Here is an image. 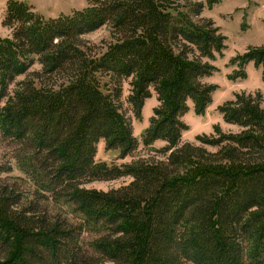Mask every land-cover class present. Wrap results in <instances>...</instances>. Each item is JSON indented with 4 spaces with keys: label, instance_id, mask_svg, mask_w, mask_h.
Masks as SVG:
<instances>
[{
    "label": "trees",
    "instance_id": "16d2710c",
    "mask_svg": "<svg viewBox=\"0 0 264 264\" xmlns=\"http://www.w3.org/2000/svg\"><path fill=\"white\" fill-rule=\"evenodd\" d=\"M87 1L49 18L24 0L7 3L3 24L12 35L0 38V133L33 189L0 186V264H264L262 94L236 93L219 107L240 131L217 126L198 144L182 143L189 128L182 117L189 102L198 114L212 103L217 85L203 79L226 48L219 27L200 16L204 3ZM107 23L116 39L94 55L82 36ZM36 62L41 81H63L25 79L12 93ZM234 62L237 77L253 62L264 78V46ZM128 78L137 118L153 91L158 96L142 141L165 158L108 164L96 159L101 140L120 157L139 146L120 102ZM157 140L166 144L157 148ZM122 176L132 181L109 191L84 186Z\"/></svg>",
    "mask_w": 264,
    "mask_h": 264
},
{
    "label": "rangeland",
    "instance_id": "374dc122",
    "mask_svg": "<svg viewBox=\"0 0 264 264\" xmlns=\"http://www.w3.org/2000/svg\"><path fill=\"white\" fill-rule=\"evenodd\" d=\"M9 0H0V38L11 37L12 29L3 24L7 3ZM31 4L33 9L42 16L58 17L64 14H72L76 10H80L90 6L87 0H24ZM182 4L189 1H202L204 9L201 17L210 18L214 24L219 27L220 32L226 36V48L223 53L217 55L212 63L217 66L218 70L203 80L208 83L216 84L217 89L213 93V101L207 107L203 114H198L194 110L192 102L190 110L182 117V120L189 126L182 134V143L193 142L199 143L198 135L213 134L218 126L224 132H238L241 128L237 125L225 121L219 107L227 100L233 99L236 93H257L262 94L264 106V78L263 68L256 67L253 62L244 66L246 72L245 77H237L236 74L241 70L238 63L234 62L237 55L244 53L249 47L264 46V0H218V2H210V0H179ZM116 34L110 23H107L99 29L84 34L82 40L88 50L94 55H100L104 52L108 45L116 39ZM42 70V65L36 62L27 74L18 76L16 81L10 86L13 93L17 88V83L25 79H31L37 86L44 84H57L63 79L57 77H43L42 81L38 77ZM104 81L109 80L105 77ZM131 78L123 81V92L120 102L122 110L132 123L133 133L139 140L138 148L125 157H120V153L115 149H107L106 142L101 140L97 146L96 159L104 161L108 164H124L132 163L140 159H163L164 156L158 155L156 151L145 146L142 141L143 131L149 127L151 118L154 115V109L160 105L158 96L153 91L152 96L146 99L142 108L141 117L137 118L128 101L131 94ZM166 144L165 141L157 140L154 146L159 148ZM208 149L215 150L208 147ZM14 148L9 141L2 137L0 133V166H10L11 170L0 172V186H9L12 183L21 185L26 190H32L33 185L29 180H25L24 173L18 168L15 158L12 156ZM132 181L131 176H122L110 180H94L84 186L87 189L98 191H109L124 186ZM1 188V187H0ZM86 240H90L92 235L84 234ZM188 264H194L189 262Z\"/></svg>",
    "mask_w": 264,
    "mask_h": 264
}]
</instances>
